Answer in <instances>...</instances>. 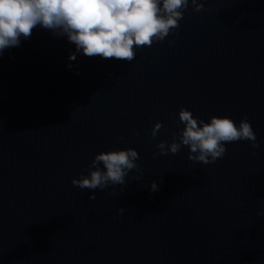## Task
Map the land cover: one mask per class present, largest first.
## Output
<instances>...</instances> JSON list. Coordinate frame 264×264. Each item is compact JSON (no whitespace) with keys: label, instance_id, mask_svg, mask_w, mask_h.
I'll return each mask as SVG.
<instances>
[{"label":"water","instance_id":"obj_1","mask_svg":"<svg viewBox=\"0 0 264 264\" xmlns=\"http://www.w3.org/2000/svg\"><path fill=\"white\" fill-rule=\"evenodd\" d=\"M198 3L131 62L70 61L74 45L40 27L0 55V264H264V0ZM181 107L246 118L259 147L160 155ZM129 147L123 185H72L96 153Z\"/></svg>","mask_w":264,"mask_h":264},{"label":"clouds","instance_id":"obj_2","mask_svg":"<svg viewBox=\"0 0 264 264\" xmlns=\"http://www.w3.org/2000/svg\"><path fill=\"white\" fill-rule=\"evenodd\" d=\"M190 2L194 11L204 6L198 0H0V55L18 47L22 38H29L32 30L40 27L74 45L70 61L81 54L131 62L136 48L162 42L179 27ZM177 117L183 125L179 142L175 138L171 143L160 141L156 145L160 155L175 154L183 145L189 149V160L209 164L224 156L226 143L248 140L254 148L259 147L246 118L237 124L227 116H211L205 122L183 107ZM161 128V122L154 123L153 139ZM138 159V152L131 147L98 152L87 174L81 173L71 183L89 190L123 185L128 173L138 168ZM157 189V183L150 182V191ZM94 198V194L89 196Z\"/></svg>","mask_w":264,"mask_h":264}]
</instances>
